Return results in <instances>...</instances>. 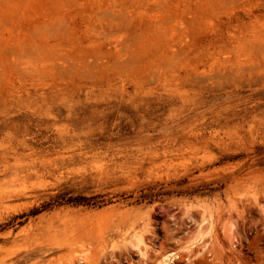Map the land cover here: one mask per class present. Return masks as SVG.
<instances>
[{
  "label": "rangeland",
  "instance_id": "374dc122",
  "mask_svg": "<svg viewBox=\"0 0 264 264\" xmlns=\"http://www.w3.org/2000/svg\"><path fill=\"white\" fill-rule=\"evenodd\" d=\"M169 254L264 264V0H0V264Z\"/></svg>",
  "mask_w": 264,
  "mask_h": 264
},
{
  "label": "bare ground",
  "instance_id": "6f19581e",
  "mask_svg": "<svg viewBox=\"0 0 264 264\" xmlns=\"http://www.w3.org/2000/svg\"><path fill=\"white\" fill-rule=\"evenodd\" d=\"M173 258L172 256L169 254V255H165L162 260L160 261L161 263L160 264H170L172 262Z\"/></svg>",
  "mask_w": 264,
  "mask_h": 264
},
{
  "label": "trees",
  "instance_id": "16d2710c",
  "mask_svg": "<svg viewBox=\"0 0 264 264\" xmlns=\"http://www.w3.org/2000/svg\"><path fill=\"white\" fill-rule=\"evenodd\" d=\"M67 200H74V201H85L84 198H68Z\"/></svg>",
  "mask_w": 264,
  "mask_h": 264
}]
</instances>
